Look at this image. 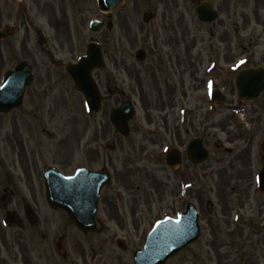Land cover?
I'll list each match as a JSON object with an SVG mask.
<instances>
[{
    "label": "rangeland",
    "instance_id": "rangeland-1",
    "mask_svg": "<svg viewBox=\"0 0 264 264\" xmlns=\"http://www.w3.org/2000/svg\"><path fill=\"white\" fill-rule=\"evenodd\" d=\"M95 1L43 0L37 8L39 18L28 30L17 25L13 37L0 42V75L23 59L35 64L34 82L26 90L22 106L0 114V140L1 151H8L7 137L19 134L26 151H41L47 157L51 153L58 162H66L67 157L72 159V164L80 165H87L86 159L97 163L93 149L104 150L105 164H111L108 169L112 175L111 186L102 193L99 203L98 219L104 228L98 234H82L61 213L47 212L49 228L44 225L37 230L28 239L29 244L24 238L3 244L1 239H12V233L0 229V264H4L3 259L10 264H26L25 254L29 255L31 264H44L40 259L43 248L62 235L65 236L63 250L67 252L64 264H132L133 250L141 247L154 223L163 217L176 216L188 201L199 212L201 237L165 264H264V193L257 192L255 178L253 185H249L247 159L243 154L250 130L259 131L264 140V96H261L262 110L251 115L252 129L249 130L246 126L249 119L242 112L231 116L225 106L210 111L208 92L213 87L221 88L229 98L231 90L223 74L216 76L205 71L213 57L219 65L225 63L221 58L228 52V44L234 67H238L248 51L251 64L264 61V29L253 21L252 7L256 0H232L230 5L228 0H213L219 10V20L207 26L196 20L190 0H128L122 9L107 16L100 15ZM257 1L258 17L262 21L263 0ZM154 11L156 20L144 26L142 15ZM163 13L164 25L161 24ZM94 18L111 21L113 30L107 32L103 28L101 33H89L88 25ZM37 31L45 36L46 47L38 46ZM153 38L174 43L185 39L189 45V55L197 68L187 69L182 74V83L176 75H171L166 88L160 76L154 79L150 74L146 67L149 59L143 64L135 61L136 51ZM248 38L251 45L246 41ZM92 41L102 45L106 64L104 70L94 74L105 94L103 109L94 116L87 113L83 99L63 70L66 63L82 56ZM196 58L204 62L199 64ZM132 63L136 65L134 69ZM121 81L125 82L122 87L125 93L128 86L137 92L135 97L128 93L136 114L126 139L115 133L108 120L119 98L116 102L118 96L105 93L106 86L112 90L114 82ZM154 82H159V86ZM173 86L174 106L169 103L162 106L158 102L159 92L166 99V90H172ZM43 90L48 99L36 109L32 96H44ZM232 99L235 104V98ZM101 129L104 136L97 140ZM215 135L221 142L226 136L233 142L223 150H216ZM194 137L203 139L204 147L211 154L209 159L195 167L183 155L181 170L171 172L164 162L165 150L171 145L183 153ZM112 143L115 149L109 151L107 146ZM86 147L87 157L84 156ZM227 148L234 153L225 154ZM262 157L264 150L261 161ZM251 169L254 171L255 167ZM63 172L69 174L72 169L67 166ZM112 196L117 208L114 204L108 207ZM3 211L0 206V216L4 215ZM46 234L49 237L43 238ZM20 235L27 234L19 231L13 234L16 238ZM118 239L123 240L125 250L115 246Z\"/></svg>",
    "mask_w": 264,
    "mask_h": 264
},
{
    "label": "flooded vegetation",
    "instance_id": "flooded-vegetation-1",
    "mask_svg": "<svg viewBox=\"0 0 264 264\" xmlns=\"http://www.w3.org/2000/svg\"><path fill=\"white\" fill-rule=\"evenodd\" d=\"M43 0H20V1H14V0H0V28L4 27V24H8V22L11 21L13 26L20 25L26 30L29 26L32 25L34 21H36L39 18V11L37 8H40L42 5ZM203 1H210L213 3V0H190L191 6L195 8L200 5ZM52 2V0H51ZM232 3V0H228V4L230 5ZM9 5L14 6V9H10ZM259 3L256 0L252 7V12L254 15V22L257 25H264V19L262 21L259 20L258 17V8ZM264 5V0H263ZM233 6V5H232ZM231 6V7H232ZM230 7V8H231ZM229 8V9H230ZM219 12V10L217 9ZM4 12V16L2 14ZM155 19L157 16V12L154 11ZM164 13L161 17V24L164 25ZM183 20V18H182ZM152 21V22H153ZM48 24V23H47ZM148 26V25H147ZM185 29H187V24L185 22ZM158 39V37H157ZM156 38L146 41V43L143 45L144 49L143 52L145 53V58L147 57L148 63L146 67L148 68L150 74L153 76L154 79H157L159 76L162 78V81L164 80V85L167 88L168 80L167 78L171 75H176L177 78L181 79L182 83V74H184L187 69H191V67L197 68V63H192L191 57L189 55V45L186 43L185 39L181 41H177L174 43L172 40L164 41V40H157ZM222 37H220V40ZM195 41V40H194ZM24 42V40H23ZM222 43V41H220ZM195 45V42L193 46ZM229 47V44H228ZM197 62L200 64V61L198 58ZM225 63H222L221 65L225 67L226 70H219L218 67H213L214 72L217 76L218 73L223 74L228 82L229 89L231 90V93L229 98V102H227L225 98V104L224 106L227 109H232L233 107V78H234V60H232V55L228 52L225 54L224 58H221ZM187 62V65H186ZM264 64V62H263ZM133 69L135 65H132ZM131 67V68H132ZM48 75V74H47ZM50 75H48L49 77ZM115 83V82H114ZM123 81L121 85H114V88H112L114 91H111V87L106 86V90L108 94H112V96H115L117 93H121V89H117V86L119 88L123 85ZM155 86H159V82H154ZM161 86V85H160ZM129 92L133 95H136L134 90L130 89V87H127ZM141 90V89H140ZM175 86L172 87V90H166L165 96L166 99L163 98V94L158 95V102L164 106L165 104L174 106L175 97L174 95ZM223 90V89H222ZM40 91H42L40 89ZM171 91V93H170ZM224 91V90H223ZM140 96H142V91H139ZM38 98L33 96V103L34 106L38 107V105H41V102L46 99H48V96L46 95V91L43 90V95L40 97V94H37ZM138 95V94H137ZM264 96V93L261 95ZM139 97V95H138ZM185 98V93H183V99ZM262 98L259 97V99L251 102V103H245L241 104L237 102V107L239 109L243 108L244 115L247 119H249V122L246 124L248 129H252L251 126V115L254 112H260L262 110ZM257 103V106L255 105ZM148 104V103H147ZM149 105V104H148ZM178 106V103L176 104V107ZM223 107V106H222ZM221 107V108H222ZM259 116H261L259 114ZM150 123V122H149ZM148 123V124H149ZM146 124V125H148ZM150 125V124H149ZM177 133H180L177 131ZM187 133V131H185ZM102 134L104 136V131L101 130L99 138L102 139ZM245 139V145L243 147V154L244 157L247 159V169H248V178H249V185L252 186V175L253 171L251 169L252 161L255 162L256 168L261 169L264 167V158L262 157L261 161V155L262 150H264V140L263 135L259 133V131H253L250 130L249 134L246 135ZM258 137V138H257ZM7 138V147L8 151H0V204H3V207H10L11 211L15 212L19 219V225L17 229V224H10L9 227H7L8 230L12 229V231H19L21 234H27V235H20L18 238L14 236L13 241L10 243L13 244L14 242H20L21 238H24L26 241L28 238L32 237V235L37 232V230L43 228L45 225V228H49L47 225V218L46 215L47 212L50 214H54L56 211L52 210L49 205L44 200V181H43V171H45L48 168H54L55 170H59L60 172H63L65 168L71 167L73 164L72 159H69L66 157V162L61 161L58 162V158L56 156H53L50 153V156L47 157L46 154L43 155V152L41 151H26L23 140L21 139L20 135L16 136H8ZM215 143L214 148L216 150H223V146L232 144L233 140L230 139L228 136H226L224 142H221V139H218L216 135L214 136ZM179 144V143H177ZM180 145V144H179ZM178 146V145H177ZM73 152V151H71ZM231 153V152H229ZM102 162H100V156L97 155V163H90L87 161V165H84L87 168H90L91 170H105L106 164H105V154L103 153ZM95 159V158H94ZM253 159V160H252ZM109 162L111 158L108 159ZM108 166H111L110 163H108ZM182 166V165H181ZM178 170H181L179 168ZM117 196V195H116ZM115 197L112 196V201L106 200L108 207L110 208L112 204L116 205L117 201L114 199ZM44 209L42 213L41 209ZM115 208V206L113 207ZM117 208V205H116ZM114 209L116 212H118L117 209ZM134 210V209H132ZM6 211V210H5ZM34 220V221H33ZM43 220V221H42ZM43 223V225H42ZM104 228V226L102 225ZM43 238H48V234L42 235ZM1 242L3 244L9 243V241H6L5 239H1ZM52 243V242H50ZM49 243L48 246H46L43 251V256L40 258L44 260V264H57L58 257L60 256L61 259L66 262L67 260V254L66 252L63 253V251L59 252L57 251L56 247L51 246ZM55 245V243H53ZM17 258L15 257L14 260ZM27 259V260H26ZM26 264H31L30 258H26Z\"/></svg>",
    "mask_w": 264,
    "mask_h": 264
},
{
    "label": "water",
    "instance_id": "water-1",
    "mask_svg": "<svg viewBox=\"0 0 264 264\" xmlns=\"http://www.w3.org/2000/svg\"><path fill=\"white\" fill-rule=\"evenodd\" d=\"M124 0H98L100 10L109 12L120 6ZM197 15L200 20L213 22L217 18V13L213 11L209 3L203 4L197 9ZM149 15L144 16L148 21ZM99 26L96 23L91 24V31H98ZM9 30L0 32V40ZM41 44L43 43L40 39ZM140 57V54H139ZM103 66L101 48L98 44H89L86 49V55L81 57L77 64L68 65L66 72L71 77L77 91L81 92L86 98V104L89 111L94 114L100 109V94L93 83L91 72L95 68ZM261 71V70H260ZM240 80L245 77H256L260 81L259 87H255L250 92L246 85L237 83L238 98L247 101L256 98L264 89V73L258 70H251L250 73L244 72ZM242 74V75H243ZM32 79V70L28 63L19 64L14 73H9L5 78L3 87H0V112H5L18 106L20 103L23 87L30 83ZM215 98L220 97L218 94ZM133 115V110L127 99H123L121 106L114 110L111 116L112 123L123 134H128L127 123ZM176 153L175 151H172ZM207 158V153L201 148L200 141H193L188 146V159L196 164ZM169 163L175 166L179 163V157L169 156ZM261 191L264 190V171L261 173ZM95 176L96 180L91 183L85 180L80 183L79 178H61L46 179L47 202L54 208L66 211L72 222L81 230L93 231L96 229L94 218L97 210V200L101 188H104L109 181L106 175L105 179ZM57 178H60L57 176ZM98 181V182H97ZM197 214L194 212L192 205H187V212L179 217L178 221L166 220L157 224L155 229L147 236L144 248L136 251L134 254L135 264H163L174 253L180 252L190 243L195 242L199 237V227Z\"/></svg>",
    "mask_w": 264,
    "mask_h": 264
}]
</instances>
